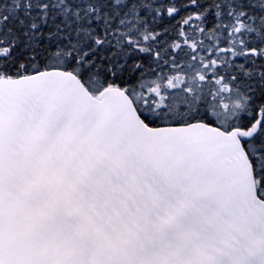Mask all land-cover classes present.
I'll return each mask as SVG.
<instances>
[{
	"label": "snow or ice",
	"instance_id": "snow-or-ice-1",
	"mask_svg": "<svg viewBox=\"0 0 264 264\" xmlns=\"http://www.w3.org/2000/svg\"><path fill=\"white\" fill-rule=\"evenodd\" d=\"M0 264H264V0H0Z\"/></svg>",
	"mask_w": 264,
	"mask_h": 264
}]
</instances>
